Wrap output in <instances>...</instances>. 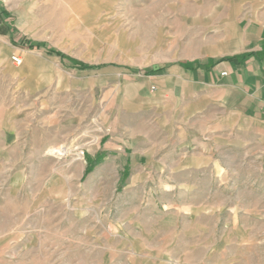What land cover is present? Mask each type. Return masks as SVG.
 <instances>
[{"label":"rangeland","instance_id":"374dc122","mask_svg":"<svg viewBox=\"0 0 264 264\" xmlns=\"http://www.w3.org/2000/svg\"><path fill=\"white\" fill-rule=\"evenodd\" d=\"M253 21L264 0H0V264H264V111L217 63Z\"/></svg>","mask_w":264,"mask_h":264},{"label":"crops","instance_id":"0c3cea01","mask_svg":"<svg viewBox=\"0 0 264 264\" xmlns=\"http://www.w3.org/2000/svg\"><path fill=\"white\" fill-rule=\"evenodd\" d=\"M245 33L250 36L252 50L262 53V57L250 58L242 63H232L228 67L229 72L225 70L227 75L225 82L235 84L244 92L245 98L251 100L253 104L247 107L253 108L256 112L264 111V23L251 22L245 28ZM214 68V69H213ZM209 68L208 73H213L217 67ZM247 109V108H246Z\"/></svg>","mask_w":264,"mask_h":264},{"label":"trees","instance_id":"16d2710c","mask_svg":"<svg viewBox=\"0 0 264 264\" xmlns=\"http://www.w3.org/2000/svg\"><path fill=\"white\" fill-rule=\"evenodd\" d=\"M264 55V54H263ZM259 58L262 57V53L253 51V52H247L243 54H238L232 57H224L221 58L220 60L217 61V63H221L224 61H234L235 63H242L243 61L250 59V58ZM209 62L206 61L205 63H200V62H187L183 63L184 67L189 68V69H197L199 67H202L203 65H209ZM213 66L215 65L214 63L212 64ZM209 67V66H208Z\"/></svg>","mask_w":264,"mask_h":264},{"label":"built area","instance_id":"2783aa9c","mask_svg":"<svg viewBox=\"0 0 264 264\" xmlns=\"http://www.w3.org/2000/svg\"><path fill=\"white\" fill-rule=\"evenodd\" d=\"M14 62H15V64H20L21 62H22V60H21V58L20 57H18V56H14ZM224 75L226 74V72H224L223 73Z\"/></svg>","mask_w":264,"mask_h":264}]
</instances>
